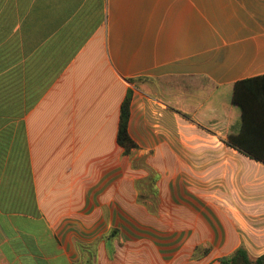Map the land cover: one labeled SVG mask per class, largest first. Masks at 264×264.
Instances as JSON below:
<instances>
[{
    "label": "crops",
    "instance_id": "obj_1",
    "mask_svg": "<svg viewBox=\"0 0 264 264\" xmlns=\"http://www.w3.org/2000/svg\"><path fill=\"white\" fill-rule=\"evenodd\" d=\"M263 76L264 0H0V264L264 256Z\"/></svg>",
    "mask_w": 264,
    "mask_h": 264
},
{
    "label": "trees",
    "instance_id": "obj_2",
    "mask_svg": "<svg viewBox=\"0 0 264 264\" xmlns=\"http://www.w3.org/2000/svg\"><path fill=\"white\" fill-rule=\"evenodd\" d=\"M261 81H264V76L236 84L233 101L235 104L239 105L243 111L244 124L239 134L230 135L228 137L227 144L244 155L264 163V144L259 143H263L264 141V130L253 128L250 125V121H248L249 108L253 101L249 98L247 86L248 84ZM130 102L131 96L128 95L121 107L120 124L117 135L119 145L128 153L136 148V144L131 140L127 132L130 116ZM220 264H264V256L255 258L250 255L244 246H240L233 254L222 260Z\"/></svg>",
    "mask_w": 264,
    "mask_h": 264
},
{
    "label": "rangeland",
    "instance_id": "obj_3",
    "mask_svg": "<svg viewBox=\"0 0 264 264\" xmlns=\"http://www.w3.org/2000/svg\"><path fill=\"white\" fill-rule=\"evenodd\" d=\"M132 153H134L132 158L135 159L136 158V152L133 151ZM129 159H131V158L129 157ZM110 183H113V181H111ZM120 215L121 214L116 213V212L113 213V219L114 220H118ZM117 216H118V218H117ZM122 216L125 217L127 215L126 214H122ZM128 217H130L129 214H128ZM121 221H122L121 225H120L119 229H117V236L121 234L127 240H129V239H132L133 237H141L140 234H143V235H150L151 234L150 230H146V229L142 230V229H140L137 226V223H136V221L134 219H131V218H128V219L124 218L123 219L122 218ZM120 228H122V229H120Z\"/></svg>",
    "mask_w": 264,
    "mask_h": 264
}]
</instances>
